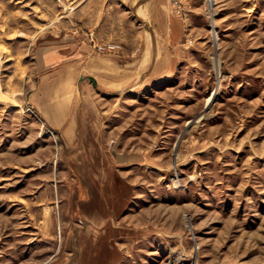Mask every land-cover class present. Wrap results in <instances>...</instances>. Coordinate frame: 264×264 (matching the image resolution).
I'll list each match as a JSON object with an SVG mask.
<instances>
[{"label": "rangeland", "instance_id": "374dc122", "mask_svg": "<svg viewBox=\"0 0 264 264\" xmlns=\"http://www.w3.org/2000/svg\"><path fill=\"white\" fill-rule=\"evenodd\" d=\"M85 1L0 0V264L65 256L72 264H264V0H201L187 31L201 83L181 73L178 85L120 96L121 130L132 134L104 139L98 166L112 164L115 148L147 147L148 182L142 168L134 188L126 171L115 172L120 199L104 202L112 215L98 218V233L74 234L85 219L70 215L75 202L63 195L76 175L70 149L31 106L28 87L37 41ZM119 1L153 22L144 0ZM167 1L168 14L182 18L177 0ZM212 22L224 23L219 40Z\"/></svg>", "mask_w": 264, "mask_h": 264}, {"label": "crops", "instance_id": "0c3cea01", "mask_svg": "<svg viewBox=\"0 0 264 264\" xmlns=\"http://www.w3.org/2000/svg\"><path fill=\"white\" fill-rule=\"evenodd\" d=\"M177 2L183 11L182 18L168 14L167 0H144L139 4L153 11L150 13L153 24L136 9L131 14L120 8L119 0L70 4L63 28L48 29L35 45L28 101L70 149L71 169L76 175L71 182H66L63 195L75 202L68 209L70 215L74 211L76 214L71 216L85 219L83 230L74 229V234L98 233V218L112 215L111 207L104 202L112 194L116 204L120 199L114 188L118 181L116 173L126 171L130 181L122 179L134 188L131 180L136 174L135 168H142L143 180L148 182L145 170H150L152 159L147 147L136 153L124 148L119 150L115 145L112 164L102 169L98 166V154L104 156V139L114 138L118 144L120 138L132 134L130 127L121 130L126 109L120 96L155 86L162 89L178 85L180 81L173 79L181 73L191 74L192 84L201 83L195 60L199 53L191 49L193 36L187 31L196 25L191 16L202 9V3L201 0ZM83 8L94 12L75 15V10ZM223 25L212 22L216 33L213 40L221 38ZM107 43L117 46L96 51L97 44ZM87 76L94 78L95 83ZM204 87H209L207 81ZM107 168L113 171V177L101 173L100 170L104 173ZM66 258L62 264H72L71 258L67 261Z\"/></svg>", "mask_w": 264, "mask_h": 264}, {"label": "built area", "instance_id": "2783aa9c", "mask_svg": "<svg viewBox=\"0 0 264 264\" xmlns=\"http://www.w3.org/2000/svg\"><path fill=\"white\" fill-rule=\"evenodd\" d=\"M205 3H207V5H209V2L212 0H203ZM175 5H177L176 1H173ZM213 5V4H212ZM211 4L209 6H212ZM176 11H180V9L178 7H176ZM117 44L116 43H107V44H100L97 45V50L99 51H104L107 48H114L116 47ZM50 131V129H48Z\"/></svg>", "mask_w": 264, "mask_h": 264}, {"label": "bare ground", "instance_id": "6f19581e", "mask_svg": "<svg viewBox=\"0 0 264 264\" xmlns=\"http://www.w3.org/2000/svg\"><path fill=\"white\" fill-rule=\"evenodd\" d=\"M212 3H213V2L210 1V2H209V5L212 4ZM91 262H92V261H89V262H88V261H84V264H92Z\"/></svg>", "mask_w": 264, "mask_h": 264}, {"label": "water", "instance_id": "95a60500", "mask_svg": "<svg viewBox=\"0 0 264 264\" xmlns=\"http://www.w3.org/2000/svg\"><path fill=\"white\" fill-rule=\"evenodd\" d=\"M87 78H88L90 81H92L93 83H95L94 78H92L91 76H87Z\"/></svg>", "mask_w": 264, "mask_h": 264}]
</instances>
